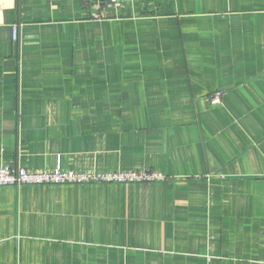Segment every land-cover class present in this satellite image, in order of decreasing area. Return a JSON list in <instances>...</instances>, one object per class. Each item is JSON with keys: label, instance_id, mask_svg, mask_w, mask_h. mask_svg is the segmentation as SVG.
<instances>
[{"label": "crops", "instance_id": "crops-1", "mask_svg": "<svg viewBox=\"0 0 264 264\" xmlns=\"http://www.w3.org/2000/svg\"><path fill=\"white\" fill-rule=\"evenodd\" d=\"M2 166L165 180L0 187V264H264V0H0Z\"/></svg>", "mask_w": 264, "mask_h": 264}, {"label": "built area", "instance_id": "built-area-1", "mask_svg": "<svg viewBox=\"0 0 264 264\" xmlns=\"http://www.w3.org/2000/svg\"><path fill=\"white\" fill-rule=\"evenodd\" d=\"M96 1L109 6L119 5L127 0H83ZM13 38H19L18 26L13 27ZM219 100V95L217 102ZM165 177L158 173L119 171L113 173H78L72 170L56 169L54 171L34 172L24 168L0 167V187L5 186H38V185H91V184H130L154 183L164 181Z\"/></svg>", "mask_w": 264, "mask_h": 264}]
</instances>
